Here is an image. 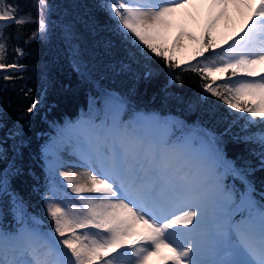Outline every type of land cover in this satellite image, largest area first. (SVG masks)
Listing matches in <instances>:
<instances>
[{
    "label": "snow or ice",
    "instance_id": "1",
    "mask_svg": "<svg viewBox=\"0 0 264 264\" xmlns=\"http://www.w3.org/2000/svg\"><path fill=\"white\" fill-rule=\"evenodd\" d=\"M204 2L208 19L199 38L187 34L199 47L195 63L185 67L202 73L198 100L207 102L210 95L228 106L233 119L225 132L239 124L233 139L257 145L250 151L264 168V0ZM192 4L105 0L103 7L131 52L128 66L136 56L156 58L171 74L177 67L171 53L180 36L172 48L162 36L178 10ZM230 8L243 23L218 42L214 30ZM50 12L49 0H32L23 15L18 4L0 0V79L12 80L9 71L22 73L27 67L20 63L26 53L19 46L13 62H5L13 38L5 29L35 24L25 44L47 41ZM149 75L151 70L145 72ZM98 99L99 107L94 103L78 119L57 126L55 138L43 149L47 226L11 190L10 177L19 169L0 140V162L7 165L0 168V198L10 199L12 214L8 226L0 207V264H149L153 257L157 264H264V193L257 199L247 178L254 169L227 160L222 135L154 113L128 114L126 101L117 94L105 92ZM38 103L34 100L26 113ZM22 127L9 129L7 138L21 137ZM18 151L14 144L13 152ZM64 154L77 163L67 164ZM229 175L243 181V191L226 183Z\"/></svg>",
    "mask_w": 264,
    "mask_h": 264
},
{
    "label": "trees",
    "instance_id": "2",
    "mask_svg": "<svg viewBox=\"0 0 264 264\" xmlns=\"http://www.w3.org/2000/svg\"><path fill=\"white\" fill-rule=\"evenodd\" d=\"M10 2L18 4L23 15L29 11L32 0ZM49 3L52 27L47 41L25 44L35 24L23 27L13 24L5 29L6 35L13 37L8 40L5 62H13L14 48L19 46L26 53L20 63L27 67L22 73L9 71L12 80L0 79V123L4 125L0 127V140L6 141L4 146L9 159L14 160L19 169L10 177L11 190L23 199L29 213L41 217L46 226L50 224L42 198V193L46 194L48 178L43 149L55 138L57 126L78 119L94 103L99 107L101 101L98 98L105 92L122 97L128 114L154 113L222 135L227 160L237 168L254 169L247 178L256 189L257 199L261 198L264 168L259 166L258 158L250 151L257 145L233 139V134L240 131L239 124L225 132L233 119L228 116L227 105L210 95L207 102L198 100L205 83L201 79L202 73L185 67L186 62L195 63L197 42L189 60L172 51L177 67L171 70V74L164 62L156 58L136 56L129 67L131 52L115 31L116 21L110 19L103 7L105 0H49ZM32 14H36L34 9ZM198 28L195 27L199 32L195 34L197 38L204 31ZM16 35H20L19 41L15 39ZM162 43L172 48L170 38L162 36ZM205 56L210 57V54ZM147 70H151V75L145 76ZM29 89L31 92L24 95ZM34 100L39 101L34 112L26 113V108ZM20 126H23L21 137L16 140L7 138L9 129ZM14 144L19 148L15 153ZM5 167L7 165L0 162V168ZM226 183L238 192L244 190V183L239 178L229 175ZM10 206L9 198H0L8 226H12Z\"/></svg>",
    "mask_w": 264,
    "mask_h": 264
},
{
    "label": "rangeland",
    "instance_id": "3",
    "mask_svg": "<svg viewBox=\"0 0 264 264\" xmlns=\"http://www.w3.org/2000/svg\"><path fill=\"white\" fill-rule=\"evenodd\" d=\"M176 16L177 17L173 16L172 24L163 33L164 38H170L172 47L177 35L188 36L187 34L190 33L192 36H195V34L199 33L195 31V27L205 28L206 21L208 19L207 4L204 0H193V4L191 6L178 10V14ZM242 23L243 17L240 13L235 8H230L228 11V18L226 20L222 19L214 30V35L217 41H221L226 36L231 35L232 32L237 30ZM195 42L196 41L193 40L191 54L187 57L184 52H179L177 47H175L173 51L177 54V56L185 60H189L193 54ZM51 158L52 157L49 156L47 159ZM149 264H157V258H150Z\"/></svg>",
    "mask_w": 264,
    "mask_h": 264
},
{
    "label": "bare ground",
    "instance_id": "4",
    "mask_svg": "<svg viewBox=\"0 0 264 264\" xmlns=\"http://www.w3.org/2000/svg\"><path fill=\"white\" fill-rule=\"evenodd\" d=\"M177 14H178V12L174 15V17H177L176 16ZM192 44H193V40L189 39L188 36H180V43H179V45H176V47H177V50L179 52H184L186 57H187L191 54ZM64 157L67 159L68 158L67 154H64ZM65 162L69 165L76 163L74 161H69V160H65ZM66 170L67 169H60L59 171H66ZM73 170L74 171H80L81 169L74 168ZM58 178H59V176H58Z\"/></svg>",
    "mask_w": 264,
    "mask_h": 264
}]
</instances>
